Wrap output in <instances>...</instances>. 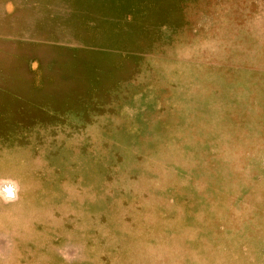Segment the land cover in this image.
<instances>
[{
	"label": "rangeland",
	"instance_id": "obj_1",
	"mask_svg": "<svg viewBox=\"0 0 264 264\" xmlns=\"http://www.w3.org/2000/svg\"><path fill=\"white\" fill-rule=\"evenodd\" d=\"M0 264H264V0H0Z\"/></svg>",
	"mask_w": 264,
	"mask_h": 264
}]
</instances>
